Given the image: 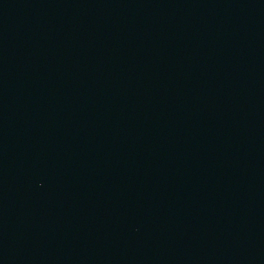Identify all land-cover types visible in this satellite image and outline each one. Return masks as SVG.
Instances as JSON below:
<instances>
[{
    "label": "water",
    "instance_id": "95a60500",
    "mask_svg": "<svg viewBox=\"0 0 264 264\" xmlns=\"http://www.w3.org/2000/svg\"><path fill=\"white\" fill-rule=\"evenodd\" d=\"M0 264H264V0H0Z\"/></svg>",
    "mask_w": 264,
    "mask_h": 264
}]
</instances>
